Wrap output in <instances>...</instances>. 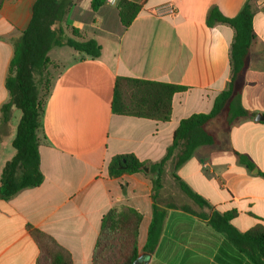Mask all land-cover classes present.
Wrapping results in <instances>:
<instances>
[{
    "label": "crops",
    "instance_id": "1",
    "mask_svg": "<svg viewBox=\"0 0 264 264\" xmlns=\"http://www.w3.org/2000/svg\"><path fill=\"white\" fill-rule=\"evenodd\" d=\"M34 2L5 0L0 9V106L7 100L4 79L12 40L28 26ZM247 2L254 41L235 95L245 110L264 118V0H147L127 28L119 21L116 4L106 2L93 12L88 0L83 17L78 0H73L63 25L95 40L101 53L90 59L57 47L47 54L56 68L37 132L43 182L9 200L0 199V264H36L38 247L28 227L67 250L72 264H92L103 216L124 207L142 216L137 237L142 264H251L207 218L213 212L232 213L230 225L239 233L264 230V121L242 118L217 130L213 126L224 117L213 120L207 128L216 145L197 148L176 170L172 159L165 164L156 199L164 220L150 255L141 250L152 219L153 177L142 172L109 178L107 172L111 158L118 155L158 163L182 119L211 111L231 80L234 32L222 24L208 27L207 14L216 7L226 18H234ZM168 6L172 15L166 13ZM55 50L53 59L49 53ZM119 77L183 88L172 98L169 121L114 115L111 101ZM19 117L15 110L10 123L0 129V178L15 155L11 143ZM238 155L254 168L248 170ZM173 175L209 208L181 198Z\"/></svg>",
    "mask_w": 264,
    "mask_h": 264
},
{
    "label": "trees",
    "instance_id": "2",
    "mask_svg": "<svg viewBox=\"0 0 264 264\" xmlns=\"http://www.w3.org/2000/svg\"><path fill=\"white\" fill-rule=\"evenodd\" d=\"M5 0H0V9ZM73 0H35L28 26L17 39L12 40V56L4 79L7 100L0 106V129L7 126L16 110L20 113L12 148L13 158L8 161L0 178V199L9 200L18 193L34 189L43 182L39 168L37 132L40 128L43 105L49 95L52 75L50 69L56 66L47 58L53 48L68 47L82 57L97 59L101 47L93 39H85L79 30L63 25L68 6ZM147 0H117L119 21L124 28L131 25ZM107 0H90V9L98 11ZM251 7L245 3L237 16L226 18L216 7H211L206 25L229 26L233 32L230 46L231 80L227 88L214 100L208 114H194L182 119L173 133L171 145L164 157L155 164L140 162L134 155L125 154L111 158L107 166L109 178L142 173L147 167L152 179V219L147 230V239L142 253L150 255L155 250L164 220V213L156 206L161 189V175L165 164L172 159L173 169H178L202 146L217 144L215 136L207 125L226 118V127L242 118H254L256 114L245 110L235 95V83L243 75L249 48L254 41ZM183 88L166 83L151 82L119 77L115 81L111 112L114 115L167 122L171 117V101ZM175 154V155H174ZM174 155V157H173ZM239 161L248 170L254 165L243 155ZM264 179V174L260 173ZM179 190L197 207L209 208L207 201L194 193L177 176L173 175ZM190 212L187 208H182ZM201 219L206 216L199 215ZM232 213L221 215L213 212L208 225L223 235L238 249L251 264H264V230L255 227L246 233H239L230 225ZM141 214L129 207L112 209L102 218L99 235L92 255V264H102L105 251L111 250L113 264H142L137 246ZM29 233L38 247L36 264H72L67 250L59 246L47 234L28 227Z\"/></svg>",
    "mask_w": 264,
    "mask_h": 264
},
{
    "label": "rangeland",
    "instance_id": "3",
    "mask_svg": "<svg viewBox=\"0 0 264 264\" xmlns=\"http://www.w3.org/2000/svg\"><path fill=\"white\" fill-rule=\"evenodd\" d=\"M87 2H88V0H78V4H79L78 12L83 17L86 15V13H84V12H85V5H87ZM107 2L110 3V4H112V3L116 4L117 0H114L113 2H110L109 0H107ZM65 50L68 51V49H65ZM57 52H58V50H55L54 52L49 53V56L54 59L57 56ZM54 72H55V70L50 69V73L51 74L54 73ZM15 114L18 116L17 112H15ZM225 119L223 118L220 122L216 123L213 126V128L219 130V129H222V128L226 127V120ZM181 196H182L181 198H183V199L185 198L186 200H188L186 198V196H184L182 193H181ZM114 260H115V257H114L113 252L111 250L105 251L104 258L102 260V264H113ZM140 263H141V261H140Z\"/></svg>",
    "mask_w": 264,
    "mask_h": 264
},
{
    "label": "water",
    "instance_id": "4",
    "mask_svg": "<svg viewBox=\"0 0 264 264\" xmlns=\"http://www.w3.org/2000/svg\"><path fill=\"white\" fill-rule=\"evenodd\" d=\"M255 121H257V122H261V121H264V118L263 117H261V116H259V115H256L255 116ZM142 171L144 172V173H148L149 172V169L147 168V167H143L142 168ZM257 171L254 169L253 170V173H256Z\"/></svg>",
    "mask_w": 264,
    "mask_h": 264
},
{
    "label": "built area",
    "instance_id": "5",
    "mask_svg": "<svg viewBox=\"0 0 264 264\" xmlns=\"http://www.w3.org/2000/svg\"><path fill=\"white\" fill-rule=\"evenodd\" d=\"M110 2H113L114 0H109ZM166 13L169 15H172L174 13V10L171 6H168V8L166 9Z\"/></svg>",
    "mask_w": 264,
    "mask_h": 264
}]
</instances>
